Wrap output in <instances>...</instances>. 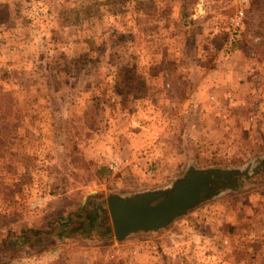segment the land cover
<instances>
[{"label":"rangeland","instance_id":"374dc122","mask_svg":"<svg viewBox=\"0 0 264 264\" xmlns=\"http://www.w3.org/2000/svg\"><path fill=\"white\" fill-rule=\"evenodd\" d=\"M190 167L248 176L117 241ZM0 264H264V0H0Z\"/></svg>","mask_w":264,"mask_h":264},{"label":"water","instance_id":"95a60500","mask_svg":"<svg viewBox=\"0 0 264 264\" xmlns=\"http://www.w3.org/2000/svg\"><path fill=\"white\" fill-rule=\"evenodd\" d=\"M243 173L222 169L198 170L190 167L183 178L164 189L147 190L132 196L109 193L107 204L116 240L134 234L158 233L167 229L177 216L188 214L203 195L215 188L236 189Z\"/></svg>","mask_w":264,"mask_h":264},{"label":"crops","instance_id":"0c3cea01","mask_svg":"<svg viewBox=\"0 0 264 264\" xmlns=\"http://www.w3.org/2000/svg\"><path fill=\"white\" fill-rule=\"evenodd\" d=\"M193 109H194V107H193ZM193 109H192V111H193ZM190 124L193 127V124L191 122H190ZM139 134H140V136L142 135V137L140 138V140L142 139V141H144V143L146 144L148 142L150 136H148V134L146 132L145 133L144 132H141ZM145 135H146V137L144 138ZM126 143H128V142H126ZM131 144H134V142L131 143ZM128 147H133V146L132 145H128ZM255 212L256 211H249L247 209V212L244 211L243 212V216L242 217H239L238 216V214L240 213L239 212V209L238 210L236 209L235 212H234V214H232V212L226 210L225 213L223 214L222 220L220 219V221L218 222V226L220 227V224L219 223H222V224L223 223H225V224L228 223L231 227H235V230L236 231H239L240 229H242V227H245L246 226V224H245L246 221H247V223H248V220L249 221H252V219H253V213H255Z\"/></svg>","mask_w":264,"mask_h":264},{"label":"flooded vegetation","instance_id":"af4514ba","mask_svg":"<svg viewBox=\"0 0 264 264\" xmlns=\"http://www.w3.org/2000/svg\"><path fill=\"white\" fill-rule=\"evenodd\" d=\"M246 176H248L247 173L246 174H241V175L237 174V175H235L233 177V179L237 177L239 179L238 182H237V184H239V182H241L244 178H246Z\"/></svg>","mask_w":264,"mask_h":264},{"label":"trees","instance_id":"16d2710c","mask_svg":"<svg viewBox=\"0 0 264 264\" xmlns=\"http://www.w3.org/2000/svg\"><path fill=\"white\" fill-rule=\"evenodd\" d=\"M99 212H100V211L96 210L95 212L90 213L89 216H90L91 218H95V217H96V219H97L98 216H99ZM93 220H94V219H93ZM110 231H111L110 229L107 230V232H110Z\"/></svg>","mask_w":264,"mask_h":264},{"label":"built area","instance_id":"2783aa9c","mask_svg":"<svg viewBox=\"0 0 264 264\" xmlns=\"http://www.w3.org/2000/svg\"><path fill=\"white\" fill-rule=\"evenodd\" d=\"M118 159H116V160H114L113 162H112V164H110V168L112 169V170H115V169H117V167H118Z\"/></svg>","mask_w":264,"mask_h":264}]
</instances>
